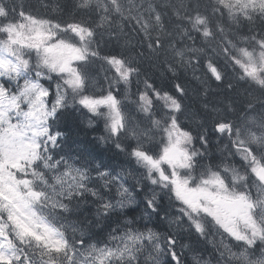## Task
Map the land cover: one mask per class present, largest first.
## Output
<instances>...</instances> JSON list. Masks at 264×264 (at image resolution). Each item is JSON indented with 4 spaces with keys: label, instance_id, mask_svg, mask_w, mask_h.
Segmentation results:
<instances>
[{
    "label": "snow or ice",
    "instance_id": "obj_1",
    "mask_svg": "<svg viewBox=\"0 0 264 264\" xmlns=\"http://www.w3.org/2000/svg\"><path fill=\"white\" fill-rule=\"evenodd\" d=\"M94 37L91 26L75 21L61 24L0 0V264H35L34 248L40 247L43 248L40 264H48L43 259L45 255L51 260L61 254L67 264H184V251L176 250V232L161 233L149 226L153 217L169 228L180 222L167 213L161 215L163 196L157 188L167 192L182 208L191 210L192 216L177 209L181 220L187 221L198 238H206L209 227L221 224L222 208L185 199L176 185L182 183L187 187L189 180L162 172L158 161L146 151L133 148L129 155L138 164L143 161L151 173L146 177L151 186L148 189L140 181L129 186L130 170L105 159L100 143L104 141L103 135L92 137L91 148L72 140L71 126L65 117L83 113L88 119L80 123L94 130L104 115L99 110L101 106L110 110L104 123L106 131L118 139L123 128L124 117L116 93L109 90L95 96L86 91L89 77L84 68L101 58L90 48ZM259 43L264 46V40ZM103 59L121 79H130L131 69L125 67L122 59L113 56ZM255 71L253 67L246 75L255 78ZM212 72L219 82L222 78L214 66ZM176 88L183 93L179 85ZM167 99L171 101V110H181L175 98L167 96ZM14 119L16 123L12 122ZM171 123L178 127L175 117ZM214 131L229 139L239 135V129L226 120L217 121ZM184 137L191 139L187 133ZM200 139L207 147V136ZM252 140L264 141V136L253 135ZM112 147L117 153L125 151L118 142ZM234 147L239 149V143H234ZM245 151L247 155L241 154V161L250 177L256 179L257 168L264 166V152L258 154L252 143ZM191 159L186 156L181 166L188 167ZM157 174L164 184L158 183ZM213 176L215 179L202 183L223 187L216 173ZM259 179L264 181V177ZM191 190L207 192L204 188ZM225 195L244 199L226 190ZM35 205L40 206L38 210H34ZM260 207H264V201L259 196L249 203V209L257 215ZM84 212L92 218L86 216L83 222L71 219ZM198 212L205 214L207 225L194 218ZM113 216L118 219L107 224ZM20 220L32 226L31 236L21 230L17 223ZM141 221L143 228L139 226ZM36 228L41 231L36 233ZM226 230L248 264H261L264 220L260 225H252L251 237ZM69 231L71 237L66 236ZM188 247L181 245L183 250Z\"/></svg>",
    "mask_w": 264,
    "mask_h": 264
},
{
    "label": "trees",
    "instance_id": "obj_2",
    "mask_svg": "<svg viewBox=\"0 0 264 264\" xmlns=\"http://www.w3.org/2000/svg\"><path fill=\"white\" fill-rule=\"evenodd\" d=\"M7 1H10V7L15 6L17 9L21 8L22 5H25L37 11L56 13L63 19H73L76 17L77 19H81L85 22L91 23L92 25L97 24V17L95 12L92 11L93 8L91 6L85 5L79 11L80 0ZM161 1L164 0H148V12L152 14V12L155 11L158 14L156 20L152 21L148 26L134 25L130 21H127L125 17L117 21L110 13H104L102 19L106 20V24L105 28L100 32L102 35L99 37V44L96 50L98 53H101V60H104L103 57L108 56L124 59L119 56V53L124 52L123 48L130 50L135 59V62L130 63L137 73L133 78L135 83L140 81L142 87H146L151 91L160 90L163 91L164 96H175L177 91L176 86L179 85L180 88L183 89L182 98L191 102V106L189 107H186L187 105L183 102L182 109H185V112L190 110L191 113L188 112V114L191 115V117H194L195 120H198L197 123L194 122V125L189 128L195 136L197 148L198 150L205 151L204 156L213 153L212 158H205L200 164V167H206L212 163H223L230 159V157L222 155L225 149L223 145L227 144V141L224 137L216 134L214 126L209 127L212 122H214V117L217 118V111L224 109L225 106H222L224 103L228 108V118H217V121H225L224 119L237 120L236 125H238V121L247 113V111L248 115L258 111L257 106H260L258 104L262 102L260 100L264 98V92L252 88L251 84H253V82L244 77V74H242L236 66L237 62H234L233 60L228 62L227 58H216L214 61L221 73L222 79L219 82L211 76L210 73H208L206 65H208L209 60L212 61V59L218 56L214 54V51L216 50L219 52L225 51L227 53L231 51H253L257 43L264 40V20H261L259 23L244 25V23L242 21H238L236 17L226 18L222 15L220 12V4H222V2L220 0H183L186 1L184 4V7L186 8L185 14L189 13L194 18L199 17L204 20L210 31L209 38H206L202 32L203 27L196 29L194 25L192 26L193 20L189 23L177 20L178 22H181L180 28H182L183 31H188L189 34H193V43L191 44L188 41H185L183 44L184 46H188L190 50L191 47L203 50L206 58L198 57V59L190 61L188 60L189 57H184L182 59L185 61L183 63V67L176 63L175 66H170V64L168 65L169 62L167 61V58H164L163 61L160 60V55L163 53L164 48V45L161 46V41L163 40L161 38H157L153 34V32L160 26L162 20L166 21V17L169 18V8L165 7L167 2L164 1V6H162ZM126 9L129 10V7ZM144 11L146 12L147 9ZM176 12L178 13L177 10L172 11L174 15L177 14ZM109 18L113 20L112 27L107 21ZM172 19L174 20V18ZM175 27L172 26L170 31L174 30ZM97 28L98 30H101L100 26ZM126 31L129 34H126ZM162 35H164L163 38L166 37L165 34ZM117 37H119L122 42L116 41ZM156 42H158L159 45ZM186 48L187 47H185V49ZM212 56H214V58H211ZM165 65H168V67ZM97 67L98 66L96 64L93 68H91V70L96 71ZM173 69L176 70V74L173 73ZM178 71L179 73L177 74ZM189 72L191 75H194V78L196 79H187L186 81V76ZM200 72L204 77L209 76L210 81L208 82L203 77L201 81L198 82V77H201ZM234 78L235 80H232ZM242 81L250 84H245ZM186 86L191 89L192 95L189 94ZM198 96L199 98L195 99ZM178 98L181 97L178 96ZM191 98H194L195 100H192ZM257 101H259V103L255 105ZM203 106L207 107V110L203 109ZM255 116L256 114L251 117ZM80 121L82 120L79 116L65 117V122L71 126L72 140L91 148L93 147L91 143L92 137L101 136L100 129L98 128L99 131H97V128L94 130L88 129L80 124ZM202 135L207 136V147H204L201 144L200 138ZM102 144L103 141L101 142V145ZM103 150L105 159H111L114 164L116 161L112 148L107 147L103 148ZM123 162L130 167V163L125 156L123 158ZM237 167L242 168L240 165H237ZM161 207L160 209L162 210ZM86 216L88 219L92 218L90 213L84 212L79 216H73L71 219H79L83 222ZM116 219L118 218L114 216L106 223L112 224L116 221ZM139 226L141 228L144 227L143 221L140 222ZM149 226L154 228L159 226V232H164L167 228V225L161 224V221L159 222L156 217H153L152 224ZM176 235L179 236L180 239L188 241L184 232H179ZM187 243L194 247L199 245L191 240ZM205 245L208 246L214 256L213 246L210 245V243ZM181 251L182 248H180V252Z\"/></svg>",
    "mask_w": 264,
    "mask_h": 264
},
{
    "label": "rangeland",
    "instance_id": "obj_3",
    "mask_svg": "<svg viewBox=\"0 0 264 264\" xmlns=\"http://www.w3.org/2000/svg\"><path fill=\"white\" fill-rule=\"evenodd\" d=\"M126 1H128V2H131V3H133V4H140V3H142V2H145V1H148V0H126ZM165 2H168V1H173V2H175V5H172L171 6V8L169 9V18H167L166 17V21L165 20H162V22L160 23V26L157 28V30L156 31H154L153 32V34L157 37V38H161L163 41H161V43H162V45H164V46H166L167 47V50H165L164 52H163V54H164V56H162V58H163V60H164V58H167V61L169 62L168 63V65L170 64V66H175L176 64H179L181 67H183V63L185 62L184 60H182L184 57H189V59L188 60H190V61H192V60H196V59H198V57H202V58H206L205 56H204V54H205V52L203 51V50H201V49H199V48H194V47H191V50L189 49V47L188 46H184V42L185 41H188L189 43H193V41H194V39H193V37L191 36V35H189V33H188V31H183L182 30V28H180V24H178L177 26H176V22H174L173 21V17H175V18H180V15L182 14V13H184V12H186V8L184 7V4H185V2L186 1H183V0H164ZM164 1H161L162 2V6H164ZM221 1V0H220ZM224 1V0H223ZM242 2H246V1H248V0H241ZM252 1H256V0H252ZM236 5H241L242 6V4L241 3H239V2H237L236 3ZM82 7L81 6H79V11H80V9H81ZM164 10V9H163ZM178 11V13L177 14H173L172 13V11ZM264 10V9H263ZM105 13H110V14H112L115 18H120V19H123V15L119 12V11H117V10H115V9H113V8H110L109 9V7H106L105 8ZM164 12H165V10H164ZM118 16V17H117ZM133 19H134V16L132 15L131 16ZM172 17V18H171ZM183 17V16H182ZM182 17L180 18V19H182ZM232 17H239V11H237L236 13H232ZM196 19L197 18H194V17H192V15H190L189 13H188V17H186L185 16V20H188L187 21V23H189L191 20H193V24H192V26L194 25L195 26V28L196 29H199V28H201L202 26L201 25H199V24H197L196 23ZM174 20H176V19H174ZM204 21V20H203ZM204 23H205V21H204ZM162 24V25H161ZM172 26H176L175 28H174V30H172V31H170V29L172 28ZM179 26V27H178ZM126 34H129L127 31H126ZM162 34H165V38H167V39H169V41L168 42H165V40H164V38H163V36L164 35H162ZM193 35V34H192ZM175 38V39H174ZM183 38V39H182ZM190 38V39H189ZM116 41H119V42H122V40L119 38V37H117V39H116ZM124 41V40H123ZM158 45H159V43L158 42H156ZM180 44V45H179ZM161 45V46H162ZM259 45V42L257 43V45L256 46H258ZM161 46H158V47H161ZM185 47H187L188 48V51H187V48L185 49ZM123 51L124 52H121V53H119V56H121V57H123L125 60H127L128 62H129V64L130 63H133V62H135V60H134V55H132L131 54V51L130 50H128L127 48H123ZM119 52H120V50H119ZM181 52H183V53H181ZM254 52V50L253 51H248V50H244V51H240V52H238V51H231V52H225V51H221V52H219L218 50H216V51H214V54H216V55H218L217 57H215L214 58V56H212L211 58H214V59H212V62H214L215 60H216V58H223V59H225V58H227V60H228V62L229 61H231V60H233L234 62H237L236 63V66L238 65V62H239V60L240 59H243V58H245L246 56H248V55H251L252 53ZM181 53V54H180ZM245 53H248V55H246ZM174 57V58H173ZM208 63V73H209V68L210 67H213V66H211L213 63ZM98 63H100V62H98ZM176 63V64H175ZM189 64V63H188ZM191 64V63H190ZM131 65V64H130ZM168 65L166 66V67H168ZM215 67V66H214ZM218 68V67H217ZM153 69H155V68H153ZM239 71H241L242 72V74H246L247 73V71L245 70V69H243V68H239L238 69ZM173 73L174 74H176V70L175 69H173ZM179 73V71L177 72V74ZM194 73H195V71H194ZM88 74H89V82H91L92 83V85H96V84H98V82L101 80V79H104L105 81L106 80H110V79H112V78H114V76L111 74V72H107V69H106V67L103 65V64H101V65H99L98 66V68H97V70L96 71H94V70H89V72H88ZM188 74H189V76H188ZM187 74V76H186V81H187V79H196V78H194V75H191V73L189 72ZM200 76L201 77H198V82H200L201 81V79L204 77L203 76V74L200 72ZM196 77H197V75H196ZM241 77H242V75H241ZM208 82L210 81L209 80V76H205L204 77ZM232 80H235V78L234 79H232ZM104 81V82H105ZM184 82H185V80H184ZM188 86V85H187ZM186 86V88H187V91L189 92V94L190 95H192L191 94V89L189 88V87H187ZM110 90H112V89H110ZM193 90V89H192ZM136 91V89L135 88H133L132 89V93H134ZM193 92H194V90H193ZM143 95V101L145 102L148 98H149V95H148V93H144V92H140L138 95H137V99H134L133 100V102H134V104L136 105V104H138V102L139 103H143V101H141L140 99H141V96ZM155 95V102H153V103H151L150 104V114L151 115H159L160 114V110L162 109V108H160V107H163V108H166L167 110H169V107L168 106H170V104H171V101H169V100H167L166 99V97L164 96V95H161L160 97H159V94H154ZM127 96H129V94H127ZM192 100H195L194 98H191ZM190 103L191 102H189V101H186V107H189V106H191L190 105ZM225 106L224 107V109H222V110H220V111H217L218 112V114H217V112H216V114H217V118H220V119H222V118H228L227 117V107H226V105L223 103L222 104V106ZM205 106H203V109H205V110H207V107H205ZM158 108H160V110H157ZM140 110H145V107H140L139 108ZM164 110V109H163ZM129 111V115H130V121H128L129 123H128V125H131V128L133 127H136L138 124L136 123V118H135V116L137 117V119H139L138 118V116H141L142 117V122H141V124H145V125H148V123L146 122V120H145V118L142 116V114H138L137 112H136V109H134V110H128ZM170 111V110H169ZM141 112H143V114L146 116L147 115V112L149 113V111H141ZM188 112H190L191 113V111L190 110H187L186 112H185V109H182V111H181V114H182V119H183V122H184V125H185V127L186 128H190V126H192V125H194V122L195 123H197L198 122V120H195L194 119V117H191V115H189L188 114ZM170 114H171V111H170ZM170 117V116H169ZM166 118H168V117H166ZM217 118H215L214 117V121H217ZM254 119H256L255 117H247L246 119L245 118H243L242 119V121L240 122L241 123V125H243L244 124V127L246 128V130H245V132L246 131H250L251 129H253V128H255L254 127V125L251 123V121L252 120H254ZM224 120H227V119H224ZM87 121V120H86ZM152 122H154V120L152 121ZM81 124V123H80ZM162 125H163V123H161ZM82 126V125H81ZM147 127V126H146ZM140 128L141 127H139V128H137L134 132H132L131 133V136L130 137H133V136H136V137H142V134H141V132H145L146 134H148V133H150L151 131H149V130H146V128H145V130H143V129H141V131H140ZM262 129H264V127L262 128ZM190 130V129H189ZM152 138V137H151ZM145 139V138H144ZM133 140V139H132ZM153 140V139H152ZM151 140V141H152ZM150 141V142H151ZM101 143V142H100ZM149 143V141L147 142V144ZM122 146L125 148L126 146L124 145V144H122ZM148 146H150L151 147V145H149L148 144ZM102 147V146H101ZM103 148V147H102ZM133 148H131L130 147V144H128V146L125 148V151H123V152H125L127 155H129V153L131 152V150H132ZM168 150H170V151H173V149H172V147H168L167 148ZM168 150L166 151H164L163 153L165 154V153H167L168 152ZM185 152H186V150H185ZM180 153H177V152H175V154H174V156H173V158H175L177 155V157H176V160L177 159H180V158H182L183 157V155H179ZM204 154H205V151H203V150H200V156H202V158H204V157H206V156H204ZM115 156V163L114 164H117V161L118 160H120V158L118 157V156H116V155H114ZM130 156V155H129ZM131 158V157H130ZM201 158V157H200ZM154 159L155 160H157L158 159V155L156 154V156L154 157ZM162 160H163V155H162ZM138 164V163H137ZM141 165V167L143 168V170H144V172H143V174L144 175H146V176H150L151 175V173L150 172H148V168H147V166L143 163V161H141L139 164H138V166H140ZM160 165V164H159ZM182 164L180 163V162H175L174 163V169L172 170V171H170V173H171V175L175 178V177H179L180 178V180H183V179H188L189 180V183H190V181L194 178V176H193V174H194V171H195V169L196 168H194L192 165H190L189 164V166L188 167H182L181 166ZM171 166H172V162H171V160H170V162H169V164H168V168L170 169L171 168ZM205 167V166H204ZM152 171H156V169H152ZM258 173H259V171H257V175H258ZM167 174H168V172H167ZM242 176V178H243V184H242V186L243 187H247L248 185H249V181L251 182V177L250 176H248V174L247 175H241ZM161 178V176L159 175V174H157V177H156V179H157V181H158V183H160V184H164L165 183V181H163L162 183H161V181H159V179ZM142 183H144L145 184V187H151L149 184H148V181L146 182V180H143V182ZM188 183V184H189ZM262 183L264 184V181H262ZM199 188H202L201 186H199ZM176 190L181 194V195H183V197L185 198V199H188V200H190V199H192L191 197L192 196H194V197H196L194 194H193V192H191L189 189H188V185H187V187H182V186H180V185H176ZM181 190H183V192H184V194L181 192ZM190 192V193H189ZM188 194V195H187ZM262 196H264V195H262ZM168 197H169V195H168ZM203 197H206V195L205 194H201V196H200V198H203ZM263 199H264V197H263ZM171 201H174V199H171ZM197 201H199V200H196V202ZM165 204H167V206L169 205V203L167 202V200H165V199H162L161 201H160V205L161 206H164ZM260 212L262 213V220H264V207H261L260 208ZM20 221H22V220H20ZM23 222V221H22ZM22 222H19V227L21 228V229H23V228H25V230H27V231H29V232H32L33 231V228H32V226L31 225H28V224H26V223H22ZM229 224V226H231L232 228L233 227H235V228H243L244 227V224H242V223H240L239 221H238V219L237 218H235V217H233V218H228V221H227ZM171 226H173L174 228H171L170 227V230L171 231H175L176 232V234H178L179 232H180V229H175V228H178V227H175L174 226V224L173 225H171ZM249 229L252 231V228L251 227H249ZM35 232L37 233V228L35 229ZM177 236V235H176ZM179 239H180V237L179 236H177ZM189 245V247L186 249V250H184L185 252V254H187L186 255V259H190V262H193L194 263V261H193V258H192V255L194 256L195 254H196V251H194V250H196V248L197 247H195V248H193V252L191 251V249H192V246L190 245V244H188ZM210 245H212V243L210 244ZM216 254V253H215ZM214 254V255H215ZM209 256H213V255H210L209 254ZM216 260V259H215Z\"/></svg>",
    "mask_w": 264,
    "mask_h": 264
},
{
    "label": "bare ground",
    "instance_id": "obj_4",
    "mask_svg": "<svg viewBox=\"0 0 264 264\" xmlns=\"http://www.w3.org/2000/svg\"><path fill=\"white\" fill-rule=\"evenodd\" d=\"M221 2L223 3L224 1L223 0H221ZM172 5H175V2H173V1H168L167 2V4L165 5V7H167V8H171V6ZM112 15V14H111ZM183 16V17H182ZM185 16L186 17H188V13H186L185 14V12L184 13H182L181 15H180V18L182 17V19H180V18H175V17H173L174 19H176V20H173L174 22H176V25H178V24H180L181 22H178L177 20H182V21H184L185 23H187V21L188 20H185ZM172 18V17H171ZM178 23V24H177ZM189 35H191L192 36V34H189ZM165 38V37H164ZM169 41V39H167V38H165V42H168ZM259 45H260V43H259ZM163 46V45H162ZM156 50V49H155ZM165 50H167V47L166 46H164V48H163V52L165 51ZM139 51V50H138ZM254 51H255V49H254ZM159 55V54H158ZM162 56H164V54L163 53H161V55H160V57H161V59L160 60H162L163 61V58H162ZM151 58V57H150ZM135 60V59H134ZM212 61L211 60H209V62L208 63H211ZM213 64L211 65V66H215V69L216 70H218V72L220 73V71H219V69L217 68V66H216V64L214 63V62H212ZM206 67H207V71H208V65H206ZM213 68V67H212ZM221 74V73H220ZM215 78V77H214ZM199 98V96L198 97H196L195 99H198ZM262 99V98H261ZM262 102H260V104H258V105H260V106H257L258 107V111L256 112V113H253V114H250V115H248V111H247V113L245 114V115H243V117L238 121V125H236L235 127L237 128V129H239V133H241V132H245V130H246V128L244 127V124L243 125H241V121H242V119L243 118H247V117H251L252 115H254V114H256V116H255V118L256 119H254V120H252L251 121V123L254 125V127L255 128H257V129H262L263 127H264V98L261 100ZM230 109H232V108H230ZM182 111V110H181ZM246 132H248V131H246ZM258 146V148H259V150H260V152H264V146H261V145H257ZM199 153H200V150H199ZM201 158L200 159H203L202 158V156H200ZM231 159V158H230ZM202 163V162H201ZM200 163V164H201ZM237 165H240V167H244V164L243 163H238ZM248 176H250L249 174H248ZM260 177H264V170H260L259 171V173H258V175H257V178L256 179H253L252 177H251V182L249 181V185L247 186V187H243L242 186V184H243V178H242V176H241V174L239 175V174H236L235 175V180H234V182L227 188V191L229 192V193H232V194H236V195H244V194H248V193H252V192H254V193H256L257 195H260V196H262V195H264V184L262 183V180H260L259 178ZM264 197V196H263ZM261 208V207H260ZM170 218H174V217H170ZM261 220H262V218H261ZM227 221H228V219H227ZM167 225V224H166ZM171 228H174L173 226H171ZM251 228H252V226H251ZM175 229H179V228H175ZM180 233H182L181 231H180ZM211 244V243H210ZM212 246H213V249H214V256H210L213 260H219V259H221V256L223 255V252H229V250H230V247L229 246H224V245H221V244H219V243H217V242H212ZM204 249V248H203ZM182 251H184L183 249H182ZM185 252V251H184ZM210 255H213L212 254V252L210 251V253H209ZM186 255L187 254H185L184 253V256H185V258H186ZM188 262H189V264H194L193 262H190V259L188 258V259H186Z\"/></svg>",
    "mask_w": 264,
    "mask_h": 264
}]
</instances>
